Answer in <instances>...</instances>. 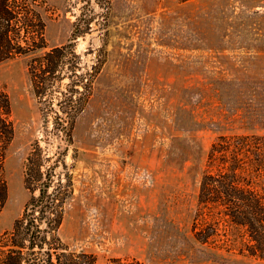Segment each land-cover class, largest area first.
Returning <instances> with one entry per match:
<instances>
[{
	"label": "rangeland",
	"instance_id": "obj_1",
	"mask_svg": "<svg viewBox=\"0 0 264 264\" xmlns=\"http://www.w3.org/2000/svg\"><path fill=\"white\" fill-rule=\"evenodd\" d=\"M29 1L47 51L70 46L86 88L67 143L45 112L71 80L39 99L31 57L0 64L15 125L0 247L30 199L27 158L39 142L62 154L55 174L74 184L59 232L70 251L95 264H264L199 204L212 144L264 135V0ZM213 222L218 235L199 242L196 231Z\"/></svg>",
	"mask_w": 264,
	"mask_h": 264
},
{
	"label": "trees",
	"instance_id": "obj_2",
	"mask_svg": "<svg viewBox=\"0 0 264 264\" xmlns=\"http://www.w3.org/2000/svg\"><path fill=\"white\" fill-rule=\"evenodd\" d=\"M44 31L45 23L29 0H0V64L31 57L29 76L39 99L66 77L71 80L60 93L59 108L45 112L47 117H55L52 133H62L65 141L71 143L75 121L82 112L77 95L86 84L78 75L74 51L70 46L47 51ZM14 138L11 100L0 89V214L9 196L5 166ZM61 164V153L52 158L39 142L33 145L25 173L30 199L0 247V264H95L92 255L70 251L59 236L74 195L72 180L64 181L55 174ZM208 164L209 170L200 184V206L239 231L241 253L264 261V135L219 137L210 148ZM218 224L213 222L197 230L196 239L208 244L218 235Z\"/></svg>",
	"mask_w": 264,
	"mask_h": 264
}]
</instances>
